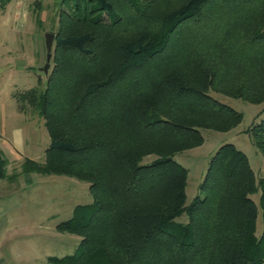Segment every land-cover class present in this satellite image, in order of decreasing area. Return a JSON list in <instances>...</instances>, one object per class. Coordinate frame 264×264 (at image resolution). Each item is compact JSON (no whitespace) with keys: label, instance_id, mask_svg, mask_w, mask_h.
<instances>
[{"label":"trees","instance_id":"1","mask_svg":"<svg viewBox=\"0 0 264 264\" xmlns=\"http://www.w3.org/2000/svg\"><path fill=\"white\" fill-rule=\"evenodd\" d=\"M173 1L61 0L51 70L21 94L49 144L24 169L86 181L92 202L57 225L80 241L52 264H264V177L244 152L218 147L187 204L174 158L241 122L210 92L264 101V0ZM249 131L264 155V119Z\"/></svg>","mask_w":264,"mask_h":264},{"label":"rangeland","instance_id":"2","mask_svg":"<svg viewBox=\"0 0 264 264\" xmlns=\"http://www.w3.org/2000/svg\"><path fill=\"white\" fill-rule=\"evenodd\" d=\"M167 2L165 8L175 6V1ZM60 4L61 0H0V67L9 65L8 71L0 73V264H52L49 257L72 254L80 236L57 225L69 219L76 206L92 202L86 181L24 169L30 167V160L43 163L49 144L44 119L21 94L32 87L41 89L51 70V61L46 74L40 69L46 58L44 35L55 34ZM210 94L241 112L242 120L227 129H202L200 145L175 154L188 170L186 204L199 193L208 161L223 144L232 143L244 152L256 179L264 177V155L249 131L264 119V101ZM16 101L23 105L24 114L18 113ZM14 131L21 141L22 158L12 157L2 142L12 138ZM154 158L146 155L143 162ZM252 198L257 201V194ZM186 219L183 214L176 221Z\"/></svg>","mask_w":264,"mask_h":264},{"label":"crops","instance_id":"3","mask_svg":"<svg viewBox=\"0 0 264 264\" xmlns=\"http://www.w3.org/2000/svg\"><path fill=\"white\" fill-rule=\"evenodd\" d=\"M1 14H0V17H1ZM8 66L9 65L1 66L0 67V73L5 72L6 70L8 71L9 70V68H7ZM5 68H7V69H5ZM16 103H17L16 105H17L18 113H23V105H21L20 102H18V101H16ZM11 137L12 138H10V139H4L2 142L6 143V146L9 149L12 157L22 158L23 155L20 151V149L22 148V145H21L20 138L17 137V131H14V135H11ZM44 150L46 151V149H44Z\"/></svg>","mask_w":264,"mask_h":264},{"label":"water","instance_id":"4","mask_svg":"<svg viewBox=\"0 0 264 264\" xmlns=\"http://www.w3.org/2000/svg\"><path fill=\"white\" fill-rule=\"evenodd\" d=\"M55 34L52 32H46L44 35V43H45V49H46V58L44 65L40 68L41 71H43L45 74L48 71V68L50 66V59H51V51L53 46Z\"/></svg>","mask_w":264,"mask_h":264}]
</instances>
